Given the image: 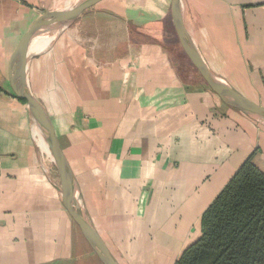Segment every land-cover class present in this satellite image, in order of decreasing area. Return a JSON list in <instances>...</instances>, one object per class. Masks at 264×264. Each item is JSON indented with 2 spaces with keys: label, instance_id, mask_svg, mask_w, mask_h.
Masks as SVG:
<instances>
[{
  "label": "crops",
  "instance_id": "0c3cea01",
  "mask_svg": "<svg viewBox=\"0 0 264 264\" xmlns=\"http://www.w3.org/2000/svg\"><path fill=\"white\" fill-rule=\"evenodd\" d=\"M75 1L0 0V264L90 258L63 207L52 157L8 79L10 57L35 20ZM106 1L42 31L59 29L34 50L26 87L52 120L77 182V209L116 262L174 264L239 167L251 157L264 172V126L223 104L176 55L183 51L171 0L151 9ZM183 3L185 27L211 71L264 106V0Z\"/></svg>",
  "mask_w": 264,
  "mask_h": 264
},
{
  "label": "water",
  "instance_id": "95a60500",
  "mask_svg": "<svg viewBox=\"0 0 264 264\" xmlns=\"http://www.w3.org/2000/svg\"><path fill=\"white\" fill-rule=\"evenodd\" d=\"M101 1L76 0L71 6L66 8L45 9L26 31L13 51L9 61L8 79L13 94L26 103L32 122L47 145L59 175L63 207L101 264H118L94 226L77 209L74 203L77 182L55 135L52 120L43 105L27 89L25 83L29 61L35 54V51L32 50V45L38 35L52 25L64 27L71 24L84 10ZM183 13V0H171V20L175 34L182 51L192 66L223 104L238 110L264 126V106L240 95L225 79L211 71L201 55L195 40L185 27ZM56 31L58 33L59 29Z\"/></svg>",
  "mask_w": 264,
  "mask_h": 264
},
{
  "label": "trees",
  "instance_id": "16d2710c",
  "mask_svg": "<svg viewBox=\"0 0 264 264\" xmlns=\"http://www.w3.org/2000/svg\"><path fill=\"white\" fill-rule=\"evenodd\" d=\"M174 264H264V172L249 157L201 217Z\"/></svg>",
  "mask_w": 264,
  "mask_h": 264
},
{
  "label": "rangeland",
  "instance_id": "374dc122",
  "mask_svg": "<svg viewBox=\"0 0 264 264\" xmlns=\"http://www.w3.org/2000/svg\"><path fill=\"white\" fill-rule=\"evenodd\" d=\"M139 3H140V5L142 4L145 7L147 6L149 9H151V6L153 4L154 5L156 4L155 0H123V1H119V0H108V1H106V4H108V6L111 5L112 9H121V8L124 7L125 4H128V5H137ZM140 5H137V6L141 7ZM187 21H188V25H186V26L189 27L190 26V23H191V20H190L189 17L187 18ZM194 26H195V28H197L196 25H194ZM194 26H193V28H194ZM56 30H57V28L51 29L47 33H45V32L42 33L41 32L40 35H38L37 38H40L41 34H43V36H46L48 39L51 38V41H52L57 36V34H58ZM170 34H172V35L174 34L173 28H172V32ZM179 51L177 49V52L178 53H176V55L177 56H180V57H183L185 55L184 52L181 53ZM181 51H182V49H181ZM75 231L77 232L78 229L76 228ZM79 236H80V233H79ZM80 244H81L82 248H87V251H90L91 252L90 253V258H87L86 257L87 259H85L86 261L83 264H101V262L98 260V258L94 255V252L92 250H90L91 248L88 245H85L86 243L84 242V240L82 238V235L80 236Z\"/></svg>",
  "mask_w": 264,
  "mask_h": 264
},
{
  "label": "bare ground",
  "instance_id": "6f19581e",
  "mask_svg": "<svg viewBox=\"0 0 264 264\" xmlns=\"http://www.w3.org/2000/svg\"><path fill=\"white\" fill-rule=\"evenodd\" d=\"M58 5V4H57ZM64 5V4H63ZM62 5V6H63ZM59 7V6H58ZM60 8V7H59ZM52 25V24H51ZM40 35V34H39ZM50 41H51V38H46V37H41L40 36V38H37V40H36V42H34L33 43V45H32V50H35V51H39V50H41L42 49V47H44V46H46V45H48V43H50ZM40 138L42 139H40L42 142H43V146L45 147V149L47 150V152L49 153V150H48V148H47V145H46V143L44 142V140H43V138H42V136H41V134H40Z\"/></svg>",
  "mask_w": 264,
  "mask_h": 264
}]
</instances>
